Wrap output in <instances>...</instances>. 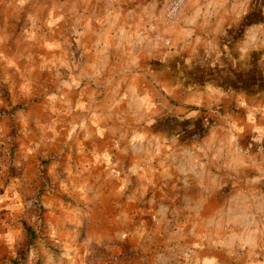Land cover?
Masks as SVG:
<instances>
[{
    "label": "rangeland",
    "instance_id": "374dc122",
    "mask_svg": "<svg viewBox=\"0 0 264 264\" xmlns=\"http://www.w3.org/2000/svg\"><path fill=\"white\" fill-rule=\"evenodd\" d=\"M172 1L0 0L11 83L63 69L0 99V264L264 260V0ZM96 68L105 119L72 110Z\"/></svg>",
    "mask_w": 264,
    "mask_h": 264
},
{
    "label": "crops",
    "instance_id": "0c3cea01",
    "mask_svg": "<svg viewBox=\"0 0 264 264\" xmlns=\"http://www.w3.org/2000/svg\"><path fill=\"white\" fill-rule=\"evenodd\" d=\"M0 66L5 67L3 70H0V99L6 100L7 97H10V100L13 102H18L20 100H26L27 97L31 95V89L33 86L39 87L40 79L47 80V79H58L63 78V69L62 67L58 66L57 64L55 67H50L49 69V76L47 69H43L39 66H36L35 68H32L27 72L24 76H19L21 80L20 83H11V80L13 79L14 75H11L10 72L14 70L9 64L3 65L0 64ZM41 66V64H40ZM88 75H86V72H77L75 75V81L76 86L80 88L78 100L76 103H73L72 110L76 113H81L84 110L88 109L90 115L98 113V116L101 118L106 117L108 115V111L111 110V105L113 106L114 100H111L110 97L107 95H104L102 97L96 96L94 92L92 94L93 85L96 87H100V83H107L108 86L111 85V73L108 72V70L103 69V72L98 70L97 68L93 71H88ZM55 76H54V75ZM100 74L104 77V80H100ZM18 77V76H17ZM32 77H35L34 83L32 82ZM88 77V78H87ZM3 78V79H2ZM5 83V84H3ZM95 83H98L97 85ZM105 86L104 84L102 87ZM83 89V90H82ZM99 90V89H98ZM3 91L7 92L4 93ZM95 91V89H94ZM61 102V108H63V102L64 99L60 97ZM61 112H64V110H60ZM89 115V116H90ZM97 115H94V118ZM63 130L60 131V141L63 140L62 138ZM82 138L89 141L90 145L92 146V143L96 140H100V138L97 136V134L93 131L82 133ZM94 136L96 139H94ZM92 151V150H91ZM96 151V149H95ZM95 153V152H94ZM101 154V152H99ZM220 234H216V237L212 236H206L204 240H200V248L197 251L198 256L200 257V260L204 264H222L223 263V253L224 250L222 248L223 242L218 241L221 240V238H218ZM221 248V249H220ZM188 256V254H187ZM263 261V262H262ZM245 264H264V260L257 259L256 257L250 258L249 260L243 262Z\"/></svg>",
    "mask_w": 264,
    "mask_h": 264
},
{
    "label": "built area",
    "instance_id": "2783aa9c",
    "mask_svg": "<svg viewBox=\"0 0 264 264\" xmlns=\"http://www.w3.org/2000/svg\"><path fill=\"white\" fill-rule=\"evenodd\" d=\"M186 1L187 0H174L171 2L166 12V17L169 21L173 22L176 20Z\"/></svg>",
    "mask_w": 264,
    "mask_h": 264
}]
</instances>
